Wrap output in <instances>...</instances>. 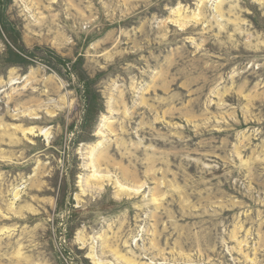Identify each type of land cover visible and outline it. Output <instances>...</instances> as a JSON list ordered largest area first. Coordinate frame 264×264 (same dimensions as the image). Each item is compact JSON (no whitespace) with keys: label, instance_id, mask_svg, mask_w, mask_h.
Instances as JSON below:
<instances>
[{"label":"rangeland","instance_id":"obj_1","mask_svg":"<svg viewBox=\"0 0 264 264\" xmlns=\"http://www.w3.org/2000/svg\"><path fill=\"white\" fill-rule=\"evenodd\" d=\"M0 264H264V0H0Z\"/></svg>","mask_w":264,"mask_h":264},{"label":"bare ground","instance_id":"obj_2","mask_svg":"<svg viewBox=\"0 0 264 264\" xmlns=\"http://www.w3.org/2000/svg\"><path fill=\"white\" fill-rule=\"evenodd\" d=\"M93 176H94V178H96L98 181H100L101 179H103V177H99V176H96V177H95V174H94Z\"/></svg>","mask_w":264,"mask_h":264}]
</instances>
